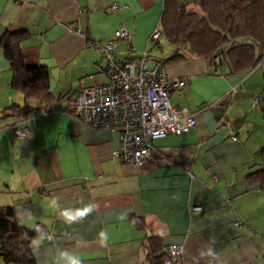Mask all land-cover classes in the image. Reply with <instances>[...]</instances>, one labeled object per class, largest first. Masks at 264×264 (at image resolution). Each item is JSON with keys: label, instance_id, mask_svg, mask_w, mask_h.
<instances>
[{"label": "crops", "instance_id": "crops-1", "mask_svg": "<svg viewBox=\"0 0 264 264\" xmlns=\"http://www.w3.org/2000/svg\"><path fill=\"white\" fill-rule=\"evenodd\" d=\"M162 12L163 0H0V38L24 31L25 62L47 67L58 96L24 115L6 113L5 106L24 97L9 84L0 45V206L12 205L20 223L40 227L34 264H52L57 249L79 254L83 264H151L149 236H158L161 251L182 243L183 264H264V190L246 179L260 167L264 146V58L242 68L196 54L168 60V76L188 78L181 91L169 93L170 102L194 112L197 127L156 138L143 165L114 153L118 130L91 127L69 107L77 90L108 80L90 39L110 40L124 26L130 36L118 39L116 55L168 58L175 46L162 43ZM157 25L161 35L151 41ZM15 128L29 131L20 137ZM90 201L95 211L82 221L61 218L62 208ZM102 230L107 246L99 243ZM0 264L16 263L0 256Z\"/></svg>", "mask_w": 264, "mask_h": 264}, {"label": "trees", "instance_id": "trees-1", "mask_svg": "<svg viewBox=\"0 0 264 264\" xmlns=\"http://www.w3.org/2000/svg\"><path fill=\"white\" fill-rule=\"evenodd\" d=\"M190 3L197 8L189 9ZM161 23L163 35L175 46L168 58L161 61L163 64L196 54L213 60L229 59L242 68L252 67L264 58V0H163ZM23 33L5 32L0 38L11 70L9 84L24 97L23 102L3 108L15 115L45 107L58 98L51 90L47 67L25 62L20 45ZM258 155L260 167L249 171L246 179L264 190V146ZM39 231L38 226L20 223L12 205L0 206V256L5 262L34 264L32 243ZM145 245L149 263L164 264L167 249L161 251L158 236L147 237Z\"/></svg>", "mask_w": 264, "mask_h": 264}, {"label": "built area", "instance_id": "built-area-1", "mask_svg": "<svg viewBox=\"0 0 264 264\" xmlns=\"http://www.w3.org/2000/svg\"><path fill=\"white\" fill-rule=\"evenodd\" d=\"M113 3L110 9H116ZM67 28L83 35V30L73 23ZM161 35L157 25L149 40ZM130 33L124 26L114 31L106 41L90 39L89 44L102 54L108 80L85 86L69 98V107L87 125L119 131V148L114 152L123 162L145 164L152 157L155 139L166 134H181L197 127L194 112L186 107L173 105L171 91L179 92L188 82L187 77H170L165 64L159 60L149 62L147 51L141 54L116 55L118 39H126ZM218 58H216L217 60ZM235 90L232 86L228 93ZM258 95L253 103L258 105ZM27 128H15L24 137ZM236 225H240L237 221ZM49 239L50 234L46 233ZM164 264H183V244L172 243L166 248Z\"/></svg>", "mask_w": 264, "mask_h": 264}, {"label": "clouds", "instance_id": "clouds-1", "mask_svg": "<svg viewBox=\"0 0 264 264\" xmlns=\"http://www.w3.org/2000/svg\"><path fill=\"white\" fill-rule=\"evenodd\" d=\"M52 205L53 207H59V203L55 199L52 201ZM95 207L96 205L90 201L80 208H62L60 215L65 223L72 224L87 218L95 211ZM109 238L107 230H102L99 233V243L102 246H107ZM208 255H214L211 249L208 250ZM52 264H83V260L81 256L75 252L67 249H57L52 256Z\"/></svg>", "mask_w": 264, "mask_h": 264}, {"label": "rangeland", "instance_id": "rangeland-1", "mask_svg": "<svg viewBox=\"0 0 264 264\" xmlns=\"http://www.w3.org/2000/svg\"><path fill=\"white\" fill-rule=\"evenodd\" d=\"M188 8H189V9H191V8H192V9H195V8H197V6H196V5H193L192 3H190V4L188 5ZM162 39H163V41H162L163 45H164L165 47L168 48V45H167L168 40L165 39L164 37H163ZM166 50H167V49H166ZM149 62L152 63V60L149 59Z\"/></svg>", "mask_w": 264, "mask_h": 264}]
</instances>
